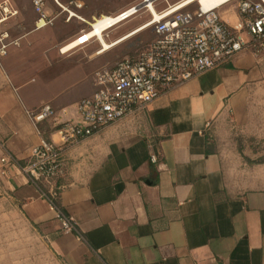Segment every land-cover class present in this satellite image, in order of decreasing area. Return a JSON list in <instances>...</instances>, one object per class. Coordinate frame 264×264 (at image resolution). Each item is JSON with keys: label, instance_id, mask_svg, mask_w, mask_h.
I'll return each instance as SVG.
<instances>
[{"label": "crops", "instance_id": "obj_1", "mask_svg": "<svg viewBox=\"0 0 264 264\" xmlns=\"http://www.w3.org/2000/svg\"><path fill=\"white\" fill-rule=\"evenodd\" d=\"M96 1L84 0L78 9L88 24L105 14ZM9 2L29 11L21 23L16 9L0 24L13 37L9 45L20 47L40 30L32 28L37 15L32 0ZM44 9L53 12V20L65 12L54 0H44ZM223 19L234 23L235 9ZM34 41H26V52L36 57L31 68L38 73ZM57 42L48 48L57 59L78 57L67 63L49 57L44 81L24 78L16 70L20 63L3 60L12 79L0 83V154L30 159L42 136L29 114L48 103L59 121L76 120L77 101L94 91L100 54L61 53ZM31 81L36 86L25 88ZM263 105L264 56L244 49L225 66L203 71L93 134L61 145V172L47 188L29 182L15 166L2 181L26 217L49 232L68 264H264V161L247 164L217 137L227 117L248 134L264 132V112L255 111ZM39 125L48 139L59 140L51 119ZM57 189L58 208L72 230L62 227L45 196Z\"/></svg>", "mask_w": 264, "mask_h": 264}, {"label": "built area", "instance_id": "obj_2", "mask_svg": "<svg viewBox=\"0 0 264 264\" xmlns=\"http://www.w3.org/2000/svg\"><path fill=\"white\" fill-rule=\"evenodd\" d=\"M54 1L67 12V18L79 17L76 10L84 6V0H69L66 5ZM194 1L196 7L189 8ZM194 1L178 6L181 0L172 4L167 0H140L117 12L121 18L115 23L125 21L141 10L147 11L150 17L143 23L149 22L147 27L152 29L154 38L135 55L123 57L112 67L94 71L95 89L77 101L76 120L59 121L48 103L31 112L29 117L36 125L51 119L58 126L59 140L42 137L33 156L23 163L9 153L0 154V175H7V168L15 166L32 184L38 185L41 179L49 184L61 172V145L75 143L93 134L203 71L225 66L244 49L254 55L264 53V0H224L206 8L198 0ZM161 2L167 5L157 10L155 7ZM230 2L235 3L234 23H229L218 13ZM32 4L37 14L34 29L52 24L53 17L45 11L44 0H32ZM150 5L160 18L155 19ZM16 13L9 0L0 1V24ZM89 26L92 27L90 23ZM93 38L81 32L69 43L74 44V49L90 43ZM7 39V30L0 29V55L6 54L11 43ZM155 159V155H151V160ZM53 191L45 196L51 208L57 211L62 225L72 230L71 220L54 203L58 191Z\"/></svg>", "mask_w": 264, "mask_h": 264}, {"label": "rangeland", "instance_id": "obj_3", "mask_svg": "<svg viewBox=\"0 0 264 264\" xmlns=\"http://www.w3.org/2000/svg\"><path fill=\"white\" fill-rule=\"evenodd\" d=\"M17 1L21 2L22 0ZM139 1L140 0H97L94 3L95 5L102 7L105 14L112 15L117 13L114 9L123 2L128 3L127 6L122 8L125 9ZM167 1L172 4L177 0ZM166 5L165 2H161L158 3L155 8L158 10ZM13 7L18 10L16 16L21 19L19 20V23L22 22V19L25 20L29 16L27 6L13 5ZM193 7H196V1L189 5V8ZM54 9L52 8L51 10L53 11ZM234 9L235 3L230 2L229 4L222 6L218 10V13L222 18H227L228 16H231ZM51 10L48 12L50 16H53ZM76 14L79 17L71 16L70 18H67V12L65 11L58 15L53 20L52 24L32 32L28 38L23 39L20 47L9 45L6 54L0 55V83L6 86L5 84H8L7 82L12 79L11 70L6 69V65L3 64L5 58H10L15 62L20 63L16 70L23 74L24 78L29 79L33 76L36 77V81H44L45 73L43 72L47 71L49 57L54 56V53L52 54L50 50H48L49 46L57 42V40H60L56 43L60 50L63 45L76 39V36L81 32H86L90 29L89 24L81 19L78 10L76 11ZM149 17L150 15L147 11L141 10L136 15L122 21L113 28L108 29L104 33V38L107 41H112L125 32L140 25V23L142 24L144 21L148 20ZM12 20H14V18L9 21L11 22ZM4 28L5 27L0 26V29L3 30ZM32 28H34V22ZM51 29L60 32L62 35H54V32L52 33ZM11 38L9 37V39ZM153 38L154 33L152 32V29L147 27L101 53H96L100 48V43L95 37L90 43L84 46L75 47L74 50L78 49L80 52L95 51V54H100L95 60V63H101V67H112L123 57L138 53ZM28 39H31L32 41L38 39L37 43L34 44V41L31 46L33 48L36 45L38 50L37 59L41 65V71L38 73L36 70L37 68H31V64L36 61V57L35 59H29L31 55L26 52V50L31 49L29 48L30 44H26ZM15 44L18 43L15 42ZM13 48L17 49V53L12 52ZM44 50H46V52L43 53ZM262 56H264V53ZM77 57V54L61 59L55 57V61L67 63L74 61ZM36 84V82L31 81L25 88L36 86ZM19 93L22 94V91L20 90ZM259 106L255 111L264 112V105L261 107ZM260 128L264 129V125ZM218 129L220 133L217 137L224 142L223 144L227 146L228 150L236 151L247 164L264 161V132L256 135L253 133L248 134V132H244L243 127L239 126L232 117L224 118ZM0 143L2 144L3 141L0 140ZM2 180L3 179L0 175V264H68L63 258V255L57 251L53 239L49 236V232L46 229L37 227L26 217L20 209L19 203L12 198L10 192L5 188ZM57 191L59 190L57 189ZM62 227L65 228L63 225Z\"/></svg>", "mask_w": 264, "mask_h": 264}, {"label": "bare ground", "instance_id": "obj_4", "mask_svg": "<svg viewBox=\"0 0 264 264\" xmlns=\"http://www.w3.org/2000/svg\"><path fill=\"white\" fill-rule=\"evenodd\" d=\"M194 0H181V2L179 3L178 6L184 5L188 2H191ZM199 3L201 4L202 7L206 8L209 6H216L218 4H220L221 2H223L224 0H198ZM150 8L155 16V19L160 18V14H158L156 12V10L153 8V6L150 5ZM127 10V9H126ZM129 10H127L128 12ZM129 13V12H128ZM121 17H119L118 13L116 14H103L101 17L99 18H95L94 21H91V28L85 32L87 37H95L98 42L100 43V48L96 51V53H101L107 49H109L111 46L123 41L124 39L128 38L129 36H132L138 32H140L141 30L147 28V25L149 24V22L147 23H142L138 26H136L135 28L125 32L124 34H122L121 36H119L118 38L112 40V41H107L104 38V32H106L108 29L113 28L114 26H116L117 24L121 23L122 21L117 22ZM115 23V24H114ZM74 46V44L71 43H66L65 45H63L60 48L61 52H68L69 50L72 49V47Z\"/></svg>", "mask_w": 264, "mask_h": 264}, {"label": "trees", "instance_id": "obj_5", "mask_svg": "<svg viewBox=\"0 0 264 264\" xmlns=\"http://www.w3.org/2000/svg\"><path fill=\"white\" fill-rule=\"evenodd\" d=\"M57 127H58V126L55 125V126L53 127V129H54V128L56 129ZM37 128H38V130H39L41 136H42L44 139L49 140V139H48V136H47V131H46L45 129H43V128L39 125V123L37 124ZM21 163H23V162H21ZM38 185H39L40 187L47 188V183H46L44 180H42V179L38 181ZM54 203H55V205L58 207V194H57V196L54 198Z\"/></svg>", "mask_w": 264, "mask_h": 264}]
</instances>
